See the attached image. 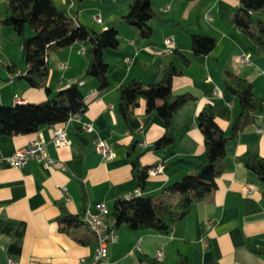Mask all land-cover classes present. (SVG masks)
I'll use <instances>...</instances> for the list:
<instances>
[{
	"label": "crops",
	"instance_id": "1",
	"mask_svg": "<svg viewBox=\"0 0 264 264\" xmlns=\"http://www.w3.org/2000/svg\"><path fill=\"white\" fill-rule=\"evenodd\" d=\"M132 1L53 0L76 24L95 31L115 25L118 46L104 52L110 86L99 91L94 78L82 80L86 107L80 122H91L94 131L85 132L80 122L69 121L66 146L52 143L55 125L32 134L0 135V264L9 259L16 264H79L80 258L93 253L96 238L82 224L62 230L60 206L74 216L83 209L96 213L99 203L111 212L117 197L125 198L138 190L141 196H158L192 172L204 159L203 136L196 123L201 108L212 106L216 122L226 134L239 114L237 98L224 83L227 73L252 85L263 112L252 114L250 124L227 144V169L217 178L216 189L194 203L188 215L174 223L166 235L132 230L126 225L117 227V242L109 246L108 260L110 264H144L141 257L155 259L160 250L162 264H177L181 257L187 264H264V186L238 161L244 152L264 158V54H258V47L230 20L239 0H150L156 17L149 21V41L140 37L136 27L118 22ZM6 6V0H0V22ZM93 16L101 22H95ZM255 16L264 21V9ZM190 34L209 35L216 44L207 55L196 56ZM167 38H172L174 45L169 55L164 53ZM20 42L12 27L0 24L1 105L39 103L83 78L87 43L75 42L48 54L45 86L50 96L43 88L30 87L22 77L27 66L21 64ZM243 55H248V62L239 61ZM169 63L181 72L172 80V95L189 93L196 100L174 114L175 142L150 150L165 132L164 121L155 113L146 115L140 100L127 125L118 111L119 87L132 80L144 85L155 83ZM11 64L17 66L20 77L11 79L6 69ZM39 135L52 165L45 168L30 160L22 169L12 168L7 158ZM96 136L111 146L113 160L104 162L95 152L92 140ZM132 142L136 143L133 157L138 156L140 166L147 168L142 189L131 175L127 152ZM157 166L161 171L149 176V170ZM207 220L212 221L209 227ZM137 242L139 250L135 249Z\"/></svg>",
	"mask_w": 264,
	"mask_h": 264
},
{
	"label": "trees",
	"instance_id": "2",
	"mask_svg": "<svg viewBox=\"0 0 264 264\" xmlns=\"http://www.w3.org/2000/svg\"><path fill=\"white\" fill-rule=\"evenodd\" d=\"M6 2L5 15L0 24L12 27L21 39L22 57L27 66V71L22 77L30 87L43 88L46 95L50 96L45 82L48 76L47 57L51 50L66 48L75 42H85L87 48L84 50V56L87 59V67L82 79L60 89L53 98L39 103H16L11 106L0 104V135L32 134L41 127L63 124L72 115L81 114L86 107L79 85L82 80L94 78L99 91L110 86L104 52L118 46L115 25L111 24L102 31H95L76 24L53 0ZM261 9H264V0H239L238 8L230 14L233 24L258 47V54H264V21L255 16ZM155 17L150 0H133L128 11L118 22L136 27L140 37L149 41L152 37L149 21ZM27 27L33 32L31 37L25 36ZM189 37L192 53L196 56L207 55L216 44L215 39L209 35L190 34ZM181 58L183 63L187 64L188 61L182 56ZM6 69L12 75L17 72V66L14 64L6 66ZM180 73L173 63H169L163 69L161 79L155 83L144 85L139 80H132L119 87L118 111L127 125L140 100L144 101L146 115L155 113L164 121L165 132L150 150H160L175 142L176 128L173 116L182 106L196 100L189 93L172 95V80ZM20 76L21 74L15 78ZM224 83L236 96L240 106L239 114L228 133L217 124L212 106L205 104L196 116L198 129L203 136V161L192 172L166 187L158 196L139 195L129 200L117 197L112 211L107 216L114 220L116 228L126 225L132 230H147L166 235L174 223L188 215L194 203L216 189L217 178L227 169V144L234 141L250 124L252 114L263 112L262 104L248 81L227 73ZM135 145V142L130 144L127 156L132 178L142 189L147 178V168L140 166L138 156L133 157ZM238 161L264 186L263 157L255 152H244L239 155ZM262 197L264 198V190ZM83 212L84 209L74 216L60 206L58 221L64 225L62 230L84 225L81 221ZM140 260L144 264H162L145 256ZM177 264H187L186 258L181 257Z\"/></svg>",
	"mask_w": 264,
	"mask_h": 264
},
{
	"label": "built area",
	"instance_id": "3",
	"mask_svg": "<svg viewBox=\"0 0 264 264\" xmlns=\"http://www.w3.org/2000/svg\"><path fill=\"white\" fill-rule=\"evenodd\" d=\"M209 19V18H208ZM93 20L100 23L101 20L98 16H93ZM166 44V49L164 53L166 55L172 54L174 52L173 39L167 38L164 42ZM240 62H248V55L240 56ZM19 75V72L11 75V79ZM82 85V82L79 83ZM76 120L80 122V113L72 115L65 123L58 124L53 127L52 131V143L56 147H63L68 145L69 141L66 135V125L69 121ZM81 129L85 132H93V124L89 121L80 122ZM262 132V130H260ZM94 150L99 154L104 162H108L114 159V153L111 146L103 139L98 136L94 137L92 140ZM34 160L41 163L45 168H49L53 160L49 157L46 151V143L44 139L39 135L35 140H33L27 147L16 151L12 156L7 158L8 164L14 169H22L26 166L28 161ZM161 171L159 166L149 170V176H155ZM247 192L251 189L247 188ZM139 190L133 194L125 196V199L129 200L134 196H139ZM97 212L92 213L88 209H85L81 218L82 223L94 234L96 238V246L94 247L93 253L90 257H82L79 260V264H110L108 260V248L110 245L117 242V232L114 220L107 218L109 211L107 206L103 203L96 205ZM207 227L212 225V221H205ZM206 243V242H205ZM139 250V242L135 247ZM162 251H158L156 255V260L160 261ZM6 264H16L14 260L9 259Z\"/></svg>",
	"mask_w": 264,
	"mask_h": 264
},
{
	"label": "rangeland",
	"instance_id": "4",
	"mask_svg": "<svg viewBox=\"0 0 264 264\" xmlns=\"http://www.w3.org/2000/svg\"><path fill=\"white\" fill-rule=\"evenodd\" d=\"M33 35V32L31 31V29H29V27H27L26 29V33H25V36L26 37H31ZM2 56H0V59H1ZM2 60H0V63H1ZM17 64H19V61L17 62ZM22 66L25 65V61H23V63H21ZM1 65V64H0Z\"/></svg>",
	"mask_w": 264,
	"mask_h": 264
}]
</instances>
